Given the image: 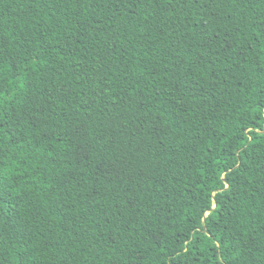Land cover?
Returning <instances> with one entry per match:
<instances>
[{
    "label": "trees",
    "instance_id": "trees-1",
    "mask_svg": "<svg viewBox=\"0 0 264 264\" xmlns=\"http://www.w3.org/2000/svg\"><path fill=\"white\" fill-rule=\"evenodd\" d=\"M0 264H264V0H0Z\"/></svg>",
    "mask_w": 264,
    "mask_h": 264
}]
</instances>
